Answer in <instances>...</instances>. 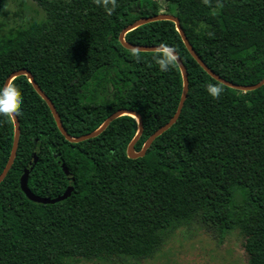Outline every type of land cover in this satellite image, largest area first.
<instances>
[{"label":"trees","instance_id":"1","mask_svg":"<svg viewBox=\"0 0 264 264\" xmlns=\"http://www.w3.org/2000/svg\"><path fill=\"white\" fill-rule=\"evenodd\" d=\"M43 18L4 19L16 0H0V86L26 69L71 137L96 130L118 110L136 113L133 149L175 113L182 79L166 52L124 48L123 28L157 14L175 16L201 62L225 81L253 85L264 76V0H32ZM134 45L174 51L187 77L176 121L142 157L126 148L137 131L128 115L76 143L58 131L45 102L21 75L8 84L21 97L13 162L0 181V264L146 261L177 228L197 224L216 241L243 239L247 264H264V83L238 91L212 79L190 56L174 24L157 20L124 34ZM167 56V71L157 58ZM219 88L212 98L206 85ZM13 123L0 118V172ZM34 158L26 185L54 199L72 174L68 197L34 203L18 179Z\"/></svg>","mask_w":264,"mask_h":264},{"label":"water","instance_id":"2","mask_svg":"<svg viewBox=\"0 0 264 264\" xmlns=\"http://www.w3.org/2000/svg\"><path fill=\"white\" fill-rule=\"evenodd\" d=\"M157 20H167V21H171L174 26L176 31L178 32L186 50L188 51V53L190 54V56L196 61V63L215 81L225 85L226 87L238 90V91H242V92H246V91H252L254 89L259 88L261 85H263L264 83V76L263 78L253 84V85H238V84H234L228 81L223 80L222 78H220L218 75L214 74L211 70H209L202 62L201 60L198 58V56L195 54V52L193 51L191 45L189 44L184 32L182 31L180 25H179V21L178 19L170 14H157L151 17H147V18H141L136 20L135 22H133L132 24L126 26L125 28H123L121 30V32L119 33L118 36V40L120 42V44L128 49V50H133V51H142V52H157V51H162V52H166L168 53L175 61V63L177 64L180 74H181V79H182V91H181V96L179 98V102L177 104L176 110L174 115L165 123L163 124L161 127H159L157 130H155L143 143L141 149L136 152L133 149V146L135 144V142L137 141L142 127H141V120L139 118V116L131 111H124V110H118L114 113H112L111 115H109L104 121L103 123L93 132H90L88 134L79 136V137H71L69 136L66 131L64 130V128L61 125V122L59 120V117L52 105V103L50 102V100L45 96V94L41 91V89L37 86V84L35 83L32 75L30 74L29 71H27L26 69H19V70H15L13 72H11L8 77L5 79L4 84H8L13 78L17 77V76H25L27 81L30 83L31 87L33 88V90L36 92V94L45 102V104L47 105L52 118L56 124V127L58 129V131L61 133V135L64 137V139L68 142L71 143H76V142H80L89 138H92L96 135H98L102 130H104L106 128V126L116 117L121 116V115H128L131 116L132 118L135 119L136 123H137V131L134 135V137L131 139V141L129 142V144L127 145L126 148V156L130 159H135V158H139L142 157L145 154V151L149 148L150 144L152 143V141L158 136L160 135L162 132H164L165 130H167L177 119L180 110L182 108L183 105V101L186 97V93H187V77H186V72H185V68L181 62V60L179 59V57L177 56V54L172 51L169 48L166 47H160V46H146V45H134V44H129L126 43L123 39L124 34L142 24L151 22V21H157ZM11 121L13 123V140H12V145H11V149H10V153L8 156V159L2 169V171L0 172V181L4 178V176L6 175L7 171L9 170L14 156H15V152H16V147H17V141H18V134H19V127H18V121L16 116H10ZM34 158L31 159L24 167L22 174L20 175L19 179H18V185H19V189L20 191L23 193V195L26 197L27 200L34 202V203H40V204H52L56 201H60L66 197L69 196V194L71 193L72 189H73V185H74V179L71 173L68 172V170L64 167L63 164H60V168L62 170V172L65 175L66 181H67V185L66 188L63 192V194L59 197H56L54 199H49V198H42L39 196L34 195L33 193H31L29 191V189L27 188L26 185V181H27V176L30 172V170L33 167L34 164Z\"/></svg>","mask_w":264,"mask_h":264},{"label":"rangeland","instance_id":"3","mask_svg":"<svg viewBox=\"0 0 264 264\" xmlns=\"http://www.w3.org/2000/svg\"><path fill=\"white\" fill-rule=\"evenodd\" d=\"M16 5L9 4L5 8L4 19H11L14 8L18 14L27 19L43 18L42 10L32 0H16ZM163 7L162 0H156ZM243 239L234 231L222 240L216 241L197 224L177 228L155 256L146 261L125 260L111 264H247ZM77 264H102L98 261H80Z\"/></svg>","mask_w":264,"mask_h":264},{"label":"clouds","instance_id":"4","mask_svg":"<svg viewBox=\"0 0 264 264\" xmlns=\"http://www.w3.org/2000/svg\"><path fill=\"white\" fill-rule=\"evenodd\" d=\"M157 63L160 70L167 71L170 60L167 56H162L157 58ZM206 91L212 98H216L220 90L212 84H207ZM20 104L21 97L14 86L10 84L0 86V118L19 115Z\"/></svg>","mask_w":264,"mask_h":264}]
</instances>
